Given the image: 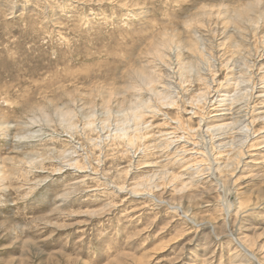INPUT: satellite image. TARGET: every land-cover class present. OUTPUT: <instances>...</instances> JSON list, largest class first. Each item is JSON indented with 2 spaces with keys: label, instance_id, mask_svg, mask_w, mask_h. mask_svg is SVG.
<instances>
[{
  "label": "rangeland",
  "instance_id": "rangeland-1",
  "mask_svg": "<svg viewBox=\"0 0 264 264\" xmlns=\"http://www.w3.org/2000/svg\"><path fill=\"white\" fill-rule=\"evenodd\" d=\"M255 2L0 0V264H264Z\"/></svg>",
  "mask_w": 264,
  "mask_h": 264
},
{
  "label": "bare ground",
  "instance_id": "bare-ground-1",
  "mask_svg": "<svg viewBox=\"0 0 264 264\" xmlns=\"http://www.w3.org/2000/svg\"><path fill=\"white\" fill-rule=\"evenodd\" d=\"M260 1V0H259ZM258 4L259 3H257V2H255V3H252V4H248V5H246V7L245 8H247L246 10V12H248L249 13V16H248V20L251 22V24H254V25H257L258 23H259V18H261V17H263L264 16V13H263V16H262V14L260 13V11H259V9H258ZM248 6V7H247ZM244 29V26H240L239 27V30H243ZM245 30H247V27L245 28ZM244 30V31H245ZM244 34H246V33H244ZM241 36H242V34H241ZM243 37H244V35H243ZM245 39V38H244ZM239 40V39H238ZM197 42V41H196ZM194 48H195V50L199 53L200 51H201V48L199 49V46H197L198 45V42L197 43H195L194 42ZM232 44H234L235 45V48L239 51V52H241V49L240 48H243V43L241 44L239 41L238 42H236V44H235V42L234 43H232ZM163 46H164V48H165V45H167V42H164L163 44H162ZM161 45V46H162ZM202 45V44H201ZM219 45V44H218ZM157 46V45H156ZM168 46V45H167ZM158 47H160V46H158ZM155 48V47H154ZM160 49V48H159ZM159 49H157V53H158V55H159V53L160 52H162L161 50H159ZM163 49V48H162ZM166 49H167V47H166ZM243 50V49H242ZM191 51H192V49H191ZM153 52V51H152ZM163 52H165V51H163ZM162 52V53H163ZM193 52H195V51H193ZM156 53V52H155ZM155 53H154V55H155ZM238 53V52H237ZM164 55V54H163ZM203 55V54H202ZM156 56V55H155ZM160 56V55H159ZM154 57V56H153ZM160 59V58H159ZM166 61V60H165ZM166 64V63H165ZM196 64L197 63H195V66H196ZM187 65V64H186ZM195 66L193 65V63L191 62V64H189L188 65V68H189V71H193V70H195ZM146 67V66H145ZM183 68V67H182ZM151 69V68H150ZM143 70V69H142ZM153 70V69H152ZM147 71H149V70H147ZM154 72V71H153ZM144 73V72H143ZM142 74V73H141ZM147 74V73H146ZM146 74H144V75H146ZM141 76H142V78H141ZM140 76V78L142 79V81L145 79V81H144V83L146 82V83H151V81H153V75L152 76H149V78H150V80L148 79V80H146V78L147 77H145V76H143V74ZM137 77H138V75H137ZM155 77V76H154ZM139 78V77H138ZM134 81V80H133ZM136 82V84H137V81L135 80L134 81V83ZM132 84V83H131ZM152 84H155V83H152ZM133 85H135V84H133ZM132 85V86H133ZM136 86V85H135ZM128 87V86H127ZM138 87V86H137ZM136 87V88H137ZM167 91V90H166ZM159 95L161 96V97H164V98H167L169 95H167L165 92H159ZM140 107V106H139ZM137 108V107H136ZM135 108V109H136ZM141 113H142V111H141ZM133 114V113H132ZM63 115H65L64 113H63ZM134 117L135 118H141L140 117V114H138V112L136 113V114H134ZM133 117V118H134ZM136 120V119H135ZM141 120V119H140ZM137 122H138V120H137ZM223 125V124H222ZM118 129V128H117ZM125 136V135H124ZM130 139V138H129ZM131 140H133V139H131ZM165 174V173H164ZM242 206V205H241ZM214 228H215V226H214ZM215 231H216V229H215ZM240 239V238H239ZM238 238H236V240H237V244H238V247L240 248V250H239V253L236 255V256H239L240 258H241V263L240 264H248L247 262H246V259H248L247 261H249L250 259L251 260H254V261H257V263L258 264H263L262 262H260L259 261V258H258V256L254 253V252H252L253 250H248L249 248H247L246 246H245V243H243L241 240H239ZM255 239V238H254ZM246 240V239H245ZM249 241V240H248ZM258 241V240H257ZM249 242H251V240L249 241ZM259 245V244H258ZM254 246V245H253ZM257 247V246H256ZM257 250V249H256ZM259 252V251H258ZM259 254V253H258ZM260 255H261V253H260ZM259 255V256H260ZM262 258H264V256L262 257ZM250 264V263H249Z\"/></svg>",
  "mask_w": 264,
  "mask_h": 264
}]
</instances>
